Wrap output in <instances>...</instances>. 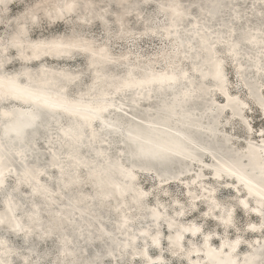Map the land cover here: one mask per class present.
<instances>
[{
  "label": "snow or ice",
  "instance_id": "snow-or-ice-1",
  "mask_svg": "<svg viewBox=\"0 0 264 264\" xmlns=\"http://www.w3.org/2000/svg\"><path fill=\"white\" fill-rule=\"evenodd\" d=\"M0 264H264V0H0Z\"/></svg>",
  "mask_w": 264,
  "mask_h": 264
}]
</instances>
